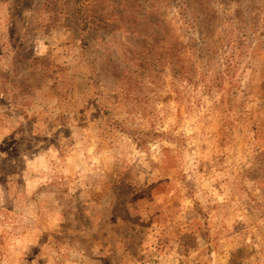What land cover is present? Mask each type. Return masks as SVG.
<instances>
[{
    "label": "rangeland",
    "instance_id": "rangeland-1",
    "mask_svg": "<svg viewBox=\"0 0 264 264\" xmlns=\"http://www.w3.org/2000/svg\"><path fill=\"white\" fill-rule=\"evenodd\" d=\"M66 1L0 0V264H264V0Z\"/></svg>",
    "mask_w": 264,
    "mask_h": 264
},
{
    "label": "trees",
    "instance_id": "trees-1",
    "mask_svg": "<svg viewBox=\"0 0 264 264\" xmlns=\"http://www.w3.org/2000/svg\"><path fill=\"white\" fill-rule=\"evenodd\" d=\"M67 6H69L70 13H73V16L83 24L84 28L91 27L95 25L96 22L103 21V16H95L89 0H67ZM135 140L138 141L143 139L142 136H134ZM146 137V136H144ZM138 145V144H137ZM142 142H139L140 147H144Z\"/></svg>",
    "mask_w": 264,
    "mask_h": 264
}]
</instances>
